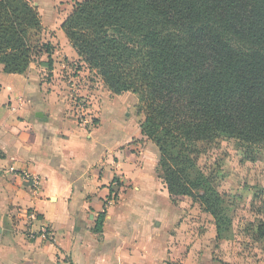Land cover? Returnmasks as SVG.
Listing matches in <instances>:
<instances>
[{
	"label": "crops",
	"instance_id": "1",
	"mask_svg": "<svg viewBox=\"0 0 264 264\" xmlns=\"http://www.w3.org/2000/svg\"><path fill=\"white\" fill-rule=\"evenodd\" d=\"M76 1L30 0L41 20L52 16L42 20L54 32L46 41L56 36L78 59L60 27ZM55 72L0 64V264H169L181 253L185 264L204 240L189 245L182 203L170 199L158 149L140 133L136 95L112 94L99 78L80 120ZM24 173L40 178L36 192Z\"/></svg>",
	"mask_w": 264,
	"mask_h": 264
},
{
	"label": "trees",
	"instance_id": "2",
	"mask_svg": "<svg viewBox=\"0 0 264 264\" xmlns=\"http://www.w3.org/2000/svg\"><path fill=\"white\" fill-rule=\"evenodd\" d=\"M60 27L112 94L136 95L170 199L196 200L220 242L226 201L198 160L220 140L264 145V0H80ZM42 32L30 0H0L4 72L23 73L45 54L39 64L51 74L55 45Z\"/></svg>",
	"mask_w": 264,
	"mask_h": 264
},
{
	"label": "rangeland",
	"instance_id": "3",
	"mask_svg": "<svg viewBox=\"0 0 264 264\" xmlns=\"http://www.w3.org/2000/svg\"><path fill=\"white\" fill-rule=\"evenodd\" d=\"M51 18L44 15L42 20L47 23ZM52 36L54 32L43 31L40 38L46 41ZM54 41L57 44L52 56L53 70L71 89L73 110L74 102L79 100L86 109V91L93 88L100 77L94 70L83 68L79 58L62 50L56 36ZM41 59H46L45 54L38 55L34 63L39 65ZM139 117L140 120L142 116ZM198 164L215 176L214 185L226 201V217L220 224L221 240L216 242L213 218L191 197L178 198L177 202L182 203L185 211L189 245L198 238L204 240L191 249V257L185 264H264V145L247 147L235 140H220L207 145ZM181 254L172 257L169 264H181Z\"/></svg>",
	"mask_w": 264,
	"mask_h": 264
},
{
	"label": "built area",
	"instance_id": "4",
	"mask_svg": "<svg viewBox=\"0 0 264 264\" xmlns=\"http://www.w3.org/2000/svg\"><path fill=\"white\" fill-rule=\"evenodd\" d=\"M74 104H75V110L74 111H75V114L78 116V119L85 120V112H84L85 109L82 108L81 101L80 100L76 101V102H74ZM23 177H24L25 182H27V184L29 186H31L33 191L36 192L38 190V188L40 187V184H41L40 178L37 176H34L32 174H29V173H24ZM115 200H116V197L111 195L107 201V204H109V205L113 204L115 202ZM40 235H41V237L47 238L48 240L51 239L50 233H48L46 230H42L40 232Z\"/></svg>",
	"mask_w": 264,
	"mask_h": 264
}]
</instances>
